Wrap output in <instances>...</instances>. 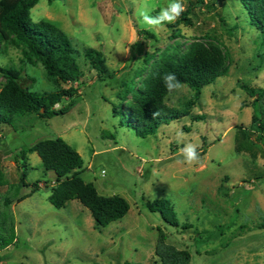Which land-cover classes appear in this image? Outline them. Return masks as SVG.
<instances>
[{"label":"rangeland","instance_id":"rangeland-1","mask_svg":"<svg viewBox=\"0 0 264 264\" xmlns=\"http://www.w3.org/2000/svg\"><path fill=\"white\" fill-rule=\"evenodd\" d=\"M170 2L39 0L32 10L34 22H52L68 35L80 53L83 75L77 83L62 85L78 88L68 114L46 120L24 117L15 128L0 124V168L7 181L0 187V232L4 228L8 236L13 228L15 235L10 246L0 248V264H161L156 254L161 230L168 244L191 253L190 264H264V146L250 128L255 104L264 120V100L256 103L245 90H264L259 32L239 0H226L211 12L196 7L192 26L177 25L181 15L155 28L142 25L140 11L157 16ZM181 3L185 11L188 1ZM176 30L179 37H173ZM197 39L216 41L227 51L228 75L203 89L189 115L161 125L154 135L138 137L121 126L112 111L121 82L148 72L146 54L156 59L176 43L186 49ZM85 48L104 54L118 82L99 80L84 57ZM22 59L19 49H0V66L23 68L26 85L34 92L56 89L42 65H24ZM4 83L0 74V91ZM194 100V92L184 85L166 103L183 109ZM69 102L64 99L56 109ZM56 138L82 156L85 182L102 196L118 195L130 203L125 218L98 230L79 201L61 210L52 206L55 173L44 168L36 153L26 161L16 155ZM189 143L198 145L200 159L192 165L177 163L183 159L179 150ZM23 173L26 187L21 186ZM160 199L171 203L179 227L148 210V202Z\"/></svg>","mask_w":264,"mask_h":264},{"label":"trees","instance_id":"trees-1","mask_svg":"<svg viewBox=\"0 0 264 264\" xmlns=\"http://www.w3.org/2000/svg\"><path fill=\"white\" fill-rule=\"evenodd\" d=\"M187 1L188 7L181 14L177 25L184 22L192 26L190 16L196 7L203 6L211 12L226 0H213L208 3L205 0ZM239 2L248 14L251 26L259 32V45L264 53V0ZM38 3L39 0H0V49L14 47L21 51L24 65H42L47 81L56 88L50 92H34L26 85L28 77L23 76V68L0 66V74L5 80L0 91V124L14 128L16 120L24 117L37 116L46 120L66 115L74 107V98L79 96L78 88L70 86L68 89H62V85L74 84L81 79L83 72L79 63L80 53L68 35L55 24L45 20L37 23L33 21L31 12ZM140 33L154 37L148 31ZM180 35L181 32L176 30L173 37ZM84 57L97 72L99 80L110 79L118 82V78L109 71L101 51L85 48ZM144 61L149 67L148 72H136L130 80L122 81L121 90L117 94L119 103L112 107L114 117L119 118V124L132 128L136 135L142 138L156 134L161 125L169 124L171 120L189 115L190 106L199 100L203 89L214 84L218 78L227 76L230 70L227 51L213 40L197 39L186 49L182 44L176 43L156 59L154 54H146ZM170 72L175 73L182 85L188 86L194 92L195 100L187 103L183 109L172 108L166 103L167 97L177 91L170 93L164 86L162 77ZM138 79L140 82H137ZM245 90L255 98L256 103L264 100V90L249 86H245ZM66 98L70 100L69 104L56 109ZM256 105L250 128L259 134L258 140L264 146V120ZM155 112L159 115L153 116ZM34 153L41 158L46 170L55 173V185L49 196V201L55 209L61 210L70 201L77 200L91 212L98 230L122 220L129 213L131 206L125 198L118 195L102 196L94 184L84 181V160L64 139L39 141L21 149L16 159L26 161L28 155ZM23 164L24 168L28 167L26 163ZM26 177V173H23V187L29 185L26 183ZM6 183L0 168V187ZM33 187L37 190L39 186ZM6 203L10 205L11 201L7 199ZM147 208L153 213H159L168 225L179 227L174 208L168 200L148 202ZM4 230L3 228L0 232V248L10 246L15 239L13 228L8 236ZM166 241L167 236L161 230L156 246V254L161 264H190L192 255L189 251L177 249Z\"/></svg>","mask_w":264,"mask_h":264},{"label":"clouds","instance_id":"clouds-1","mask_svg":"<svg viewBox=\"0 0 264 264\" xmlns=\"http://www.w3.org/2000/svg\"><path fill=\"white\" fill-rule=\"evenodd\" d=\"M184 11V5L181 3V0H171L168 7L163 9L157 16H151L146 11H140L139 16L142 18L141 23L143 26L149 28H155L167 23H174L175 20L181 15ZM163 83L168 92H173L182 88V83L177 79L175 73H167L163 77ZM159 115L158 112L153 113V116ZM198 145L196 144H186L182 149L179 150L180 155L183 157L182 160H177V163L192 165L195 162H198L200 159L197 152ZM106 174V170L102 172V175Z\"/></svg>","mask_w":264,"mask_h":264}]
</instances>
